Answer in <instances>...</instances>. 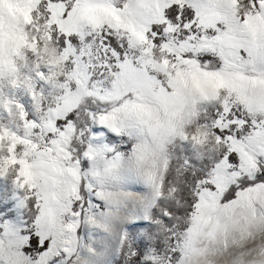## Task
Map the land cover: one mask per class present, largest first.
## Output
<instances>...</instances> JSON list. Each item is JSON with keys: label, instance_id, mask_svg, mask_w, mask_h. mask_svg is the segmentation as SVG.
Segmentation results:
<instances>
[{"label": "snow or ice", "instance_id": "snow-or-ice-1", "mask_svg": "<svg viewBox=\"0 0 264 264\" xmlns=\"http://www.w3.org/2000/svg\"><path fill=\"white\" fill-rule=\"evenodd\" d=\"M14 2L0 264H264V0Z\"/></svg>", "mask_w": 264, "mask_h": 264}, {"label": "rangeland", "instance_id": "rangeland-1", "mask_svg": "<svg viewBox=\"0 0 264 264\" xmlns=\"http://www.w3.org/2000/svg\"><path fill=\"white\" fill-rule=\"evenodd\" d=\"M4 7L11 14L13 20L26 22L29 19V13L31 11L30 0H28V2H23V0H16V2L10 5L6 4ZM13 38H15V32H13ZM127 147H128L127 145H124L123 149L126 150ZM127 187L130 191L135 193H141L144 191V186L139 183H132L129 184ZM4 203H8V201L5 200ZM9 211H11V209H7L4 213L0 214V216L6 217ZM147 227L148 224L145 221L139 220L129 224V231L136 233ZM258 239H262V238L258 237ZM237 243L241 244L242 242L238 240ZM236 250L239 251V248H237ZM118 257H119L118 255H110L109 257L110 264H120L117 262ZM225 264H228V262L225 261Z\"/></svg>", "mask_w": 264, "mask_h": 264}, {"label": "trees", "instance_id": "trees-1", "mask_svg": "<svg viewBox=\"0 0 264 264\" xmlns=\"http://www.w3.org/2000/svg\"><path fill=\"white\" fill-rule=\"evenodd\" d=\"M117 262L121 264L120 258L118 257Z\"/></svg>", "mask_w": 264, "mask_h": 264}]
</instances>
